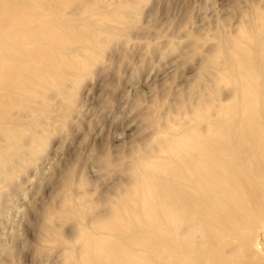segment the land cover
I'll use <instances>...</instances> for the list:
<instances>
[{"label":"rangeland","instance_id":"obj_1","mask_svg":"<svg viewBox=\"0 0 264 264\" xmlns=\"http://www.w3.org/2000/svg\"><path fill=\"white\" fill-rule=\"evenodd\" d=\"M0 3V264H264V157L240 225L213 163L264 84V0Z\"/></svg>","mask_w":264,"mask_h":264},{"label":"bare ground","instance_id":"obj_2","mask_svg":"<svg viewBox=\"0 0 264 264\" xmlns=\"http://www.w3.org/2000/svg\"><path fill=\"white\" fill-rule=\"evenodd\" d=\"M0 4H2V3H0ZM16 4H17V2L12 4L11 6H13L15 8V7H17ZM13 22H16V21H13ZM5 27H6V25L2 23V25L0 26V29H4ZM15 38L16 37H14V39ZM228 39H230V38H228ZM231 39H233V38H231ZM0 42H2V39H0ZM239 42L236 41V40H232V41L228 40V42L226 40V43L222 42L223 44L220 42L221 43L220 51H222V53L224 52L225 55L228 57V59L229 58L230 59H232V58L234 59V57L232 55L233 54L232 53V50H233L232 48H239V50H237V52L241 51V50L244 51V52L245 51L247 52V50L245 48H242L240 46ZM0 50H2V48ZM0 54H1V51H0ZM241 55H243V54H241ZM1 57H3V53H2ZM236 60H238V59H236ZM239 60L241 61V59H239ZM238 63H239V61H238ZM202 74H204V72ZM239 74L242 75L243 72L242 73L240 72ZM236 76H238V78H239L238 74ZM241 78H243V77H241ZM262 80H261V82H263ZM247 82L248 81L245 80L246 84H242L239 87L238 92H239V96L240 97H237L238 100L240 101V103L243 101L245 104L243 105V103H242L241 106L239 105V107L238 106L236 107V110L233 111V113L231 115L225 116L226 117L225 118L226 119V127H227L226 129L228 131L227 132L228 133V136H227L228 138L227 139L230 141V145H229L228 149L232 152V154L230 156V159L228 161L214 160V162H213L214 165L223 164V163H226V162L228 163L227 165L223 166L224 168L221 170V173H222L221 175L225 179L226 183H220V187L223 186L225 188H223V189H221L220 187L219 188L221 190L220 193H223L225 195L226 205L224 207V213L226 214V219H228L229 221H234V223L239 224V225L248 222L250 219H257L256 215L252 216L249 213V211H248L249 208H248L247 203H248V201H250V199L256 198L257 197V193H255V192H253V193L251 192L250 194L247 193V191H248L247 185L248 184H246L244 182V180L248 176V174H249L248 172L249 171L247 170L248 171L247 172L245 170V168L243 166V158L242 157H243L244 154L245 155H249L251 157L253 155H255V154H260V155H262L264 157V115L261 112L259 113L258 109H257V111L254 110L256 108V106L253 103V100H254L257 104H264V87H262L264 84L260 82V84H259L257 89H256V87H255V89H251L252 85L249 86ZM260 86H261V89H260ZM242 130L247 131V133H246V137L247 138L244 137V135H243L244 133L242 132ZM245 142H252L253 146H254V149H250V150H248L246 152H243L242 145ZM166 144H168V143H166ZM170 144L172 145V143H170ZM195 170H198L196 172L198 174V176L196 178H194L195 176L193 177V176L190 175V178H191L190 185L192 186V188H195L198 192H205L206 188H203L201 185L204 182V180L209 176L208 172H210L212 170L211 169L204 170V169H200V168H197ZM254 175L256 176V178L259 177V178H261V180L264 179V161L260 165L259 169L254 173ZM250 177H251V175H250ZM192 178L196 179V180H193ZM216 184H218V183H216ZM144 186H145V184H144ZM142 193H144V192H142ZM193 202H195V200H193ZM198 209H199V207H198ZM201 212L203 213L202 210L199 211V213H201ZM201 215H203V214H201ZM205 215H206V213H205ZM258 216H259V213H258ZM201 220L202 221L204 220L203 217H201ZM216 220H218V219H216ZM253 221H255V220H253ZM173 223H174V221H173ZM204 223H205V221H204ZM217 227H218V225H217ZM219 237H221V236H219ZM217 242H219V241H217ZM213 243H214V239H213ZM201 244H202V242H201ZM224 244L225 243H223V245ZM207 248H208V246H207ZM216 248H218V247H216ZM182 260H184V258Z\"/></svg>","mask_w":264,"mask_h":264}]
</instances>
